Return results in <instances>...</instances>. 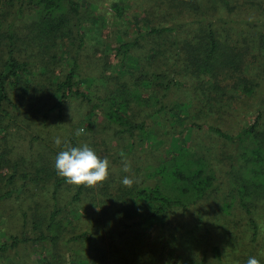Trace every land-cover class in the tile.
<instances>
[{"label": "trees", "instance_id": "trees-1", "mask_svg": "<svg viewBox=\"0 0 264 264\" xmlns=\"http://www.w3.org/2000/svg\"><path fill=\"white\" fill-rule=\"evenodd\" d=\"M143 8V16L135 20L137 33L111 44L113 57H118L125 68L131 51L146 44V57L161 56V65L153 64L154 70L140 68L137 73L130 72L135 77L129 85L119 82L120 78L115 75H107V64H103L101 77L118 83L92 102L90 94L77 86L83 77L78 59L84 44L79 1L0 0V200L22 188L32 202V196L39 193L34 189L38 186L43 189L49 183L52 190L48 208L38 207L36 202L35 206L28 203L27 208H20L22 224L26 225L30 216V224L36 231L32 240H50L55 244L60 239L56 229H64L66 223H70L68 240L85 241L86 248L91 250V255L83 256V252L73 248V259L84 258L88 264H104L105 261L111 264H225L220 245L211 246L206 242L212 250L211 258L207 256L206 244L198 258L195 250L198 240L191 236L195 230L187 229L177 235L174 232L181 229L174 227L171 231L172 227L168 226L174 212L191 208L202 224L204 215L195 206L218 188L209 159L197 155L182 136L186 128L205 129L224 142H235V156L243 160L242 172L235 177V183L231 176H225L230 185V200L224 201L220 210L222 214H229L231 207L238 205L244 213L245 226L251 236L249 241L231 245L230 252L234 257L231 264H246L259 249L255 244L261 225L252 208H256V202L264 201V106L258 109L251 122L239 120L235 133L213 125L210 118L218 114V118L224 120L222 114H231L226 108H230L238 91L252 94L261 84L264 0H151ZM25 10L30 12V21L24 24V29L21 25L17 28V21L23 17L19 15ZM117 11L119 16L123 15V8ZM158 12H163L161 21L169 20L171 24H155L157 20L153 16ZM146 14L153 16L149 18ZM94 21L97 22V18ZM64 55L71 57L68 68L63 67ZM183 82V85L190 84V100L199 106L194 112L182 111L181 103L164 101L172 86ZM158 88L162 90L161 95L156 92ZM145 90H150L152 96H147ZM72 98L78 99L81 106L86 105L88 111L92 110L99 121L87 117L65 126L63 110ZM151 100L154 104L149 106ZM132 104L139 109L132 111ZM147 106L152 110L142 114ZM152 112L165 115L155 132L148 130L145 119ZM175 113H179L176 119ZM179 118L183 121L181 126L176 123ZM33 123H38L49 135H36L42 154L38 159L26 156L34 137H27L25 133ZM60 125L65 128L54 131L52 139L51 129ZM80 128L85 130L84 134L75 135ZM153 135L162 143L147 147ZM177 135L182 145L172 148L171 139ZM55 137L61 138L60 146L55 145ZM117 139L121 142L119 145L115 143ZM22 142H27L28 147L22 149L21 145H25ZM65 142L71 147L86 143L101 158H110L109 149L117 145L116 151H123L130 161L131 172L122 171L118 153L110 158L109 178L103 186L74 185L69 195V188L65 187L67 182L54 168L55 158L64 150ZM151 157L155 165L146 164ZM114 158L118 162L115 163ZM126 175L138 181L131 188L121 183ZM149 178H154L152 184L148 183ZM138 226L141 231L136 228ZM154 228H160L163 233L167 228L169 238L158 234V246L152 245L153 249L147 254L144 240L147 241ZM204 228L210 233V226L204 224ZM221 229L225 234L232 233L227 224ZM115 237L122 245L114 251ZM20 241H29V238L19 239L12 235L11 242L0 244V252ZM199 242L204 243L203 240ZM256 258L264 264L263 258ZM43 259L52 264L45 255Z\"/></svg>", "mask_w": 264, "mask_h": 264}, {"label": "rangeland", "instance_id": "rangeland-1", "mask_svg": "<svg viewBox=\"0 0 264 264\" xmlns=\"http://www.w3.org/2000/svg\"><path fill=\"white\" fill-rule=\"evenodd\" d=\"M77 1H79V3L81 4L82 19L80 29L82 30V35L84 38V44L81 47V56L78 59L79 71L83 74V77L82 79L78 80L77 86L90 94L92 102H96L95 97L97 95L101 97L104 96L106 94L105 90L107 88H114L118 83L116 80L101 77L102 71H100V69L103 67V64H107L105 68V73L107 75H115L120 78L119 82H126V84L129 85H131L135 77V75H132L130 72L137 73L140 68H143L144 70L147 68H149L150 70H154L155 66H153V64L157 66L161 65V56H155L154 58L146 57L148 47V45L146 44L141 48H137L131 51V53L125 60V68L120 65L118 57H113L114 52L111 49V44H117L121 41L129 39L130 37L132 38L137 33L138 25L135 20H140V16H143V7H146L148 3H151V0ZM141 1L144 2L140 5ZM116 3L119 5L118 7ZM117 8H123L122 16H119L117 14ZM162 13L163 12H158L157 16H153L151 14H146V16H149V18H152V16L155 17L154 20H157V22H154L155 24H171L172 21L160 20V16L162 15ZM19 16L23 17L20 18L19 21H17V28H19V25H21L24 29V24L27 21H30V12L25 10L24 13ZM93 18H97V22H95V19L93 20ZM62 59L64 65L63 67L68 68L71 64V57L64 55ZM262 69L263 68H261V70ZM261 76V84L255 89V91H253L252 94L248 93V95H245L246 93L244 94V92L241 91H238L235 94V99L230 103V108H226L231 112V114H222L224 120L218 118V114H216L214 115V119L210 118V122L213 125L220 126L222 129L230 131L231 133H235L236 130H238L239 120L243 122H251L257 114L258 109H261L264 106L263 70L261 72ZM184 83L185 82L172 86V88L167 92L164 101L171 104L181 103L182 105L180 108L182 111L189 113V110H191L192 112H194L195 110H197V108H199V106L193 105V102L190 100L192 95L191 86L190 84L183 85ZM146 85L147 83H145V86ZM156 92H158V94L160 95L162 94V90L160 92L159 88L156 90ZM144 93L149 97L152 96L150 90H145ZM153 101L154 100L150 101L149 106L154 104ZM85 106H81L79 100L76 98H72L68 102H66L65 108L63 110V123H65V126H68L72 122L79 123L82 118H90L91 121L98 119L99 121V118L93 115L92 110L88 111L87 107ZM149 106L143 109L144 111L142 114H147L152 110V108ZM131 108L134 112L135 110L139 109L136 104H132ZM89 112H91V115H88ZM161 113H153L150 114L149 117H145L147 127L150 132L159 130L161 119L165 117L164 113ZM179 113H175V119L177 118L176 116H178ZM52 122L53 119L49 121L48 124ZM176 123L181 126L183 121L181 118H179L176 120ZM49 128H51V125ZM64 128V126L60 125V127L57 129H51V138L53 139L54 131H62ZM42 129L44 128H41L38 123H33L25 133L28 134L27 137H34L32 148L31 150H28L26 154L27 157L34 159L41 158L42 154L39 151L40 146L36 142L37 136L49 137V135ZM182 136H184L183 138H186L189 146L191 144V149H193L195 153H197V155H201L209 159V166L214 170L216 183L218 182L219 185L216 191L204 197L199 201V205L195 206V208L204 215L202 224L196 219L195 210L191 208L190 210L185 212H174L171 219H169L168 226L172 227L171 231L174 227H177V229H181L174 232L177 235L183 234V232H185L187 229L195 230L194 232H192L191 236H193L194 239L198 240V245L197 243L195 244L197 247L195 250L198 253V258L202 256V247L205 244L207 246V256L209 257V259L211 258L210 255H212V250L210 245H207L206 243L209 242L211 243V246L220 245L225 259L224 263L231 264L234 259L232 253L230 252L231 245L236 246V244L239 242H245L246 240L249 241L248 238L249 236H251V231L247 226H245L246 220L244 217V213L240 211L238 205L231 207V211L229 214H222L220 205L224 201L230 200V195L228 194L230 185L228 184L226 177L231 176L232 183H235V177L239 176L242 172L243 160L240 157L235 156V150L237 148L235 142H224V140L219 138L217 135H215L214 133H208V131H206L205 129L196 130L194 128H186ZM115 143H118L119 145V143L121 142L119 139H117L115 140ZM161 143L162 141L160 139H157L153 135L146 146H158V144ZM23 144L25 145H21L22 149H24L25 146L28 147L27 142H24ZM178 144L182 145V143H180V138L178 137V135L177 137L173 136L170 142V146H172V148H175V146ZM116 147L117 145H115V148L113 147V149H109L111 159L114 157V155L120 153L119 151H116ZM110 158H108L109 161L111 160ZM114 159L115 163L118 162V159ZM147 160L148 162L146 164L149 163L151 165H155L154 159H152V157ZM230 168H232V170H230ZM45 178L47 179V177ZM50 179L52 178H49V180ZM153 182L154 178H149L148 183L152 184ZM29 185L34 188L32 184ZM65 187L69 188L68 190L70 195V192H72L73 187L75 186L65 183ZM51 190L52 187L49 185V183L43 189L38 186L36 189H34V191H38L39 193H35L32 196L31 202L26 195L27 192L22 191V188H18L11 197L0 200V244L11 242L12 235L17 236L19 239H21L22 237L29 238V241H20L18 245L8 248L5 252H0V264H47L43 259L44 255L49 259V261L52 262V264H88V262L84 258L79 260L73 259L74 249L78 250L79 253L83 252V256L91 255V250H89V248H86L88 247V245L85 241L81 240L79 242L76 241L75 243H73L68 240V237H70L71 235L70 223H66L64 229H56L55 233H60V239H58L55 244L51 243L50 240H46L44 242H40L36 239L32 240V237L36 236V231L32 229V226L30 224V216H28L27 224H22L21 209L27 208V206H29L28 203H30L32 206H35V204L37 203L38 207L44 206V209L48 208L47 206L48 204H50V202L48 203V197H50ZM256 204V208L252 209L256 211L255 215L258 216L256 217V219L260 221L261 230L259 232L257 244H255V246H258L259 249L255 248L256 253H254L253 256L256 254V257L259 256L264 259V201H258L256 202ZM69 208L70 206L68 207V209ZM99 208L101 207H98V209ZM33 209L39 212L37 208ZM91 209H93V207ZM217 223L219 224L216 225ZM204 224L210 226V233L205 232ZM226 224L227 227L229 226V228L232 230L230 231L233 233V236L232 233L231 235L225 234L221 229ZM230 225H234V227H231ZM42 228L44 229V225L42 226ZM136 228L141 231L140 226ZM159 229H152L149 233L147 241L144 240L143 247L145 248L147 254L149 253L150 249H153L152 245H154V248L158 246L159 238L162 236L161 233L163 234V238L164 236L169 238L170 232L167 230V228L164 229L165 233H163ZM158 234L160 235V237H158ZM200 235L203 236V238H200ZM209 239L211 240L209 241ZM199 240H203L204 243L201 245ZM121 245L122 244L120 243L119 239H116L115 237L114 248H112V250L115 251L116 249H120ZM226 257H228L229 259L226 260ZM114 261L117 262L116 260ZM104 264L111 263L105 261Z\"/></svg>", "mask_w": 264, "mask_h": 264}, {"label": "clouds", "instance_id": "clouds-1", "mask_svg": "<svg viewBox=\"0 0 264 264\" xmlns=\"http://www.w3.org/2000/svg\"><path fill=\"white\" fill-rule=\"evenodd\" d=\"M84 129H77L75 135L84 134ZM56 146L62 144L60 137L54 138ZM125 173L131 172V163L127 159L125 153H120ZM110 161L107 157L101 158L96 151L88 144L78 147H71L65 142L64 150H61L54 162V168L58 176L62 177L68 184L75 186H85L95 188L103 186L104 182L109 178ZM138 182L130 176H124L121 183L131 188L134 183ZM246 264H260V260L256 257H249Z\"/></svg>", "mask_w": 264, "mask_h": 264}]
</instances>
